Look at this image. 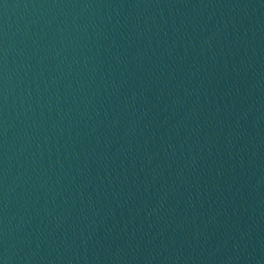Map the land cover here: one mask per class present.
<instances>
[{
    "label": "water",
    "instance_id": "water-1",
    "mask_svg": "<svg viewBox=\"0 0 264 264\" xmlns=\"http://www.w3.org/2000/svg\"><path fill=\"white\" fill-rule=\"evenodd\" d=\"M0 264H264V0H0Z\"/></svg>",
    "mask_w": 264,
    "mask_h": 264
}]
</instances>
